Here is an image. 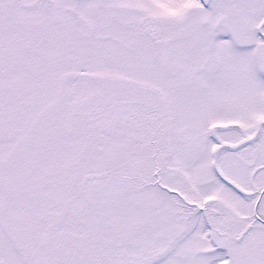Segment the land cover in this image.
I'll use <instances>...</instances> for the list:
<instances>
[{"label": "snow or ice", "instance_id": "6c2138e0", "mask_svg": "<svg viewBox=\"0 0 264 264\" xmlns=\"http://www.w3.org/2000/svg\"><path fill=\"white\" fill-rule=\"evenodd\" d=\"M0 264H264V0H0Z\"/></svg>", "mask_w": 264, "mask_h": 264}]
</instances>
